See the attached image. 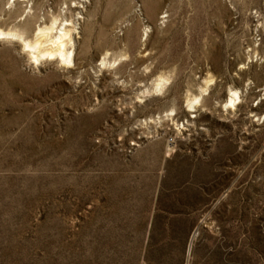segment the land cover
<instances>
[{
  "label": "rangeland",
  "instance_id": "rangeland-1",
  "mask_svg": "<svg viewBox=\"0 0 264 264\" xmlns=\"http://www.w3.org/2000/svg\"><path fill=\"white\" fill-rule=\"evenodd\" d=\"M0 34V264H264V0H0Z\"/></svg>",
  "mask_w": 264,
  "mask_h": 264
},
{
  "label": "bare ground",
  "instance_id": "bare-ground-1",
  "mask_svg": "<svg viewBox=\"0 0 264 264\" xmlns=\"http://www.w3.org/2000/svg\"><path fill=\"white\" fill-rule=\"evenodd\" d=\"M44 33H45L44 30H40L39 31V34L41 36L42 35H45ZM68 35H69V32L68 31L62 32L56 38V40L54 42L55 48L52 49L50 52H47V54L50 55V56H58L59 58H62L63 61H65L66 63L71 64L72 63V54L66 48V45H68V44H66V38L68 37ZM69 39H70V37H69ZM28 46H30V45H28ZM31 47L33 49H37L38 46L37 47L36 46H31ZM38 53L40 55L41 51H39ZM39 55L36 56V59H38ZM236 96H237V93L234 92L233 97H236ZM234 101H235V99L234 98H231L230 102L232 104H234Z\"/></svg>",
  "mask_w": 264,
  "mask_h": 264
},
{
  "label": "snow or ice",
  "instance_id": "snow-or-ice-1",
  "mask_svg": "<svg viewBox=\"0 0 264 264\" xmlns=\"http://www.w3.org/2000/svg\"><path fill=\"white\" fill-rule=\"evenodd\" d=\"M3 37H2V34H0V39H2Z\"/></svg>",
  "mask_w": 264,
  "mask_h": 264
}]
</instances>
